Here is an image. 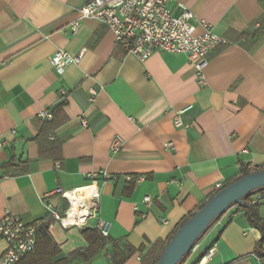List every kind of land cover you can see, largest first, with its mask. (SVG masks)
I'll return each instance as SVG.
<instances>
[{
    "label": "crops",
    "instance_id": "crops-1",
    "mask_svg": "<svg viewBox=\"0 0 264 264\" xmlns=\"http://www.w3.org/2000/svg\"><path fill=\"white\" fill-rule=\"evenodd\" d=\"M86 1L0 0V165L8 164L0 169V220L11 213L44 223L46 203L61 214L70 208L58 188L81 191L97 200L90 228L108 221L110 242L82 261L74 253L84 240L60 239L55 260L115 264L116 243L136 249L123 264H152L148 252L217 183L236 181L243 164L264 167V0L169 1L173 15L186 6L228 41L210 53L204 84L184 54L155 50L141 61L129 53L99 19L81 18ZM58 49L84 53L59 70ZM43 110L53 119L41 118ZM257 211L264 221V199ZM260 236L233 205L183 264H263ZM6 249L0 238V256ZM34 252L19 264H38Z\"/></svg>",
    "mask_w": 264,
    "mask_h": 264
},
{
    "label": "built area",
    "instance_id": "built-area-1",
    "mask_svg": "<svg viewBox=\"0 0 264 264\" xmlns=\"http://www.w3.org/2000/svg\"><path fill=\"white\" fill-rule=\"evenodd\" d=\"M170 0H87L79 7L81 18L95 17L109 27L114 33L117 43H120L129 53L139 60L145 61L155 50L173 54H184L196 69V74L201 84L205 83V68L209 63V55L221 44L228 41L225 37L214 32L213 27L206 21H196L192 10L182 6L179 15H173L168 3ZM80 21L73 24V33L79 29ZM84 50L77 56L71 55L64 49H58L52 56V64L59 70H63L68 64L78 62ZM67 91L63 90L65 96ZM92 100L97 94L92 93ZM43 119L52 120L54 115L49 110L39 113ZM83 125H87L85 118L81 119ZM177 126H184L180 116L176 117ZM118 139L114 147H118ZM167 147L172 148L173 143L168 142ZM106 175V173H104ZM138 178L136 180H139ZM223 188L221 183L215 185V190ZM56 192L62 193L72 205L67 192L58 188ZM264 199V190L251 197L252 204H258ZM150 202L151 198H145ZM96 197L90 214L80 225L67 224L69 210L61 214L52 204L46 203L45 207L49 217L61 222L65 229L70 227H83L89 219L96 217ZM167 222V221H164ZM43 224L42 220L32 223L25 222L20 217L6 213L0 220V238L7 243L5 253L0 256V264H19L25 257L33 253L37 247L38 230ZM110 223L99 220L96 229L103 236H109ZM198 243V242H197ZM197 243L193 250L196 249ZM192 250V251H193ZM214 248L210 249L203 259L212 257ZM201 264V263H200Z\"/></svg>",
    "mask_w": 264,
    "mask_h": 264
},
{
    "label": "trees",
    "instance_id": "trees-1",
    "mask_svg": "<svg viewBox=\"0 0 264 264\" xmlns=\"http://www.w3.org/2000/svg\"><path fill=\"white\" fill-rule=\"evenodd\" d=\"M7 165L8 164L0 165V169L6 167ZM260 169H264V167H259L254 170H250L247 165L243 164L241 166V177L248 173L258 171ZM218 191L219 190L214 192L209 197V199H211ZM251 197H248L246 199V203L241 206L245 209L246 216L250 221L251 225L259 229L261 233V236L257 241L255 247V253L263 260V264H264V221L260 218L258 214L257 204L251 203ZM207 201L204 202L201 205V207H203L207 203ZM192 216L193 214L185 218L175 229V231L170 235L167 241L156 243L155 248H153V250H150L148 252L147 255L153 254L154 256V260L152 264H156L158 262L167 243L174 237L176 232L184 225V223ZM55 221L56 219L49 218V220L45 221L38 230L37 247L32 256L33 261L38 264H70L71 262V256L68 258L55 260L56 256H58L59 253L61 252V247L55 240L52 232V225ZM80 234L85 242V247L81 249H77L74 254L76 255L77 258H79L82 261H90L91 259H93L98 254L100 249L110 242L109 236L108 237L103 236L100 233V231L96 228L85 227L80 230ZM154 249H156V251ZM135 252L136 249L131 247L130 245H125L122 249L118 244L115 243L114 252H113L114 263L123 264ZM190 254L191 253L184 256L182 261L179 262L178 264H183L185 260L190 256Z\"/></svg>",
    "mask_w": 264,
    "mask_h": 264
},
{
    "label": "water",
    "instance_id": "water-1",
    "mask_svg": "<svg viewBox=\"0 0 264 264\" xmlns=\"http://www.w3.org/2000/svg\"><path fill=\"white\" fill-rule=\"evenodd\" d=\"M264 190V169L248 173L220 189L197 210L167 243L156 264H178L191 253L208 229L233 205H244L248 197Z\"/></svg>",
    "mask_w": 264,
    "mask_h": 264
},
{
    "label": "bare ground",
    "instance_id": "bare-ground-1",
    "mask_svg": "<svg viewBox=\"0 0 264 264\" xmlns=\"http://www.w3.org/2000/svg\"><path fill=\"white\" fill-rule=\"evenodd\" d=\"M67 196L71 200L69 210V218L67 224L80 225L90 214L93 205V196H85L81 191L67 192Z\"/></svg>",
    "mask_w": 264,
    "mask_h": 264
},
{
    "label": "rangeland",
    "instance_id": "rangeland-1",
    "mask_svg": "<svg viewBox=\"0 0 264 264\" xmlns=\"http://www.w3.org/2000/svg\"><path fill=\"white\" fill-rule=\"evenodd\" d=\"M49 218H52V217H49ZM49 218L47 220H49ZM88 227H93L94 225V220L93 219H89L88 220ZM86 226H83V227H70L68 229H65L61 222L56 220L53 225H52V232H53V235L55 236L57 242L60 240V239H64L65 240V243L66 242H69L71 241V239L73 240H77V242H80L82 236L80 234V230L85 228ZM74 245L70 244L68 249L71 247H73ZM75 251V250H73Z\"/></svg>",
    "mask_w": 264,
    "mask_h": 264
}]
</instances>
